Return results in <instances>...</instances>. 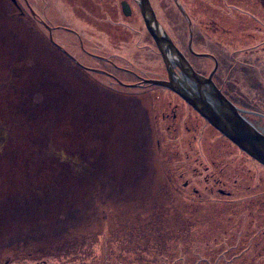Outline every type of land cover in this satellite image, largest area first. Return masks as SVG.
Listing matches in <instances>:
<instances>
[{"label":"rangeland","instance_id":"374dc122","mask_svg":"<svg viewBox=\"0 0 264 264\" xmlns=\"http://www.w3.org/2000/svg\"><path fill=\"white\" fill-rule=\"evenodd\" d=\"M153 1L161 20L173 16L167 0ZM190 2L200 22L231 34L218 38L222 50L212 44L235 62L220 76L264 128V0ZM20 4L22 19L0 0V264H84L82 248L94 252L89 264H264V166L190 105L177 106L171 90L113 83L102 72L135 82L105 59L150 79L166 71L136 8L124 15L120 0ZM43 17L77 34L62 28L72 35L61 39ZM185 226L190 237L179 248L172 239L159 250L156 237ZM64 227L57 238L97 239L37 257L16 247ZM150 254L152 262L141 259Z\"/></svg>","mask_w":264,"mask_h":264},{"label":"water","instance_id":"95a60500","mask_svg":"<svg viewBox=\"0 0 264 264\" xmlns=\"http://www.w3.org/2000/svg\"><path fill=\"white\" fill-rule=\"evenodd\" d=\"M14 2L16 0H13ZM139 6L149 34L153 37L167 72L166 79H144L143 82L160 86L179 95L199 113L211 126L254 160L264 166V128L250 116L244 115L217 86L213 75L217 63L209 76L197 72L185 55L177 48L158 20L150 0H135ZM179 10L192 22L179 0ZM208 56V54H198Z\"/></svg>","mask_w":264,"mask_h":264},{"label":"flooded vegetation","instance_id":"af4514ba","mask_svg":"<svg viewBox=\"0 0 264 264\" xmlns=\"http://www.w3.org/2000/svg\"><path fill=\"white\" fill-rule=\"evenodd\" d=\"M13 3H17L18 0H16L15 2L13 0H11ZM153 8L156 12L157 18L158 20L161 22V24L164 26L166 32L169 34V36L171 37V39L173 40L174 44L177 46V48L185 55V57L189 60V62L192 64V66L194 67V69L199 72L202 75L205 76H209V74L211 73V71L213 70V68L215 67L216 63H217V70L213 75V80L214 82L217 84V86L221 89V91L236 105L238 106L239 109H241L243 111L244 115H248L251 113V110L249 109V107L246 106H241V104L238 102V95L236 93V91L232 90V88L227 87V84L229 83L228 80L225 78H222L220 76V69L224 68V67H229L230 65H235V62L233 63L232 61H230L228 58L223 57L222 54L218 53L217 50H215L213 48V45L215 47H222V44L220 43L221 41H218V38H220L221 40H224L225 38H228V36H230V33L227 32H222V30L218 29V27H213L210 25V23L205 24L202 21L200 22L197 15H196V10H198L199 6H194V3L190 2V9H188L187 5L189 4V0L187 3H185L183 0H179L181 5L183 6V8L186 10L188 17L190 18L191 22H192V32L190 31V26H189V22L188 19L183 15V13H181V11L179 10L175 0H167L166 1V5H165V9L168 10V8L173 9L174 12L172 17L167 18L166 22L164 20H161L160 17L158 16L157 13V9L156 6L154 4L153 0H150ZM131 2V3H130ZM120 4H121V9L124 15H131L132 11L136 10L138 11L142 22H143V29H144V37L143 39H145V37L149 38L150 42L147 43L145 41V44H148L152 50H155L156 53V60L161 64L160 68L164 67L165 65L163 63L162 57L159 53V50L157 48V45L153 39V37L149 34L145 23H144V19L142 17V14L140 12L139 6L136 3L135 0H120ZM134 4V5H133ZM169 5V6H168ZM136 8V10H134ZM199 16L202 15L200 13H197ZM175 15V16H174ZM44 18V17H43ZM43 22L45 25V28H49L50 31H52L53 34H55V32L57 31H63L62 28L67 29L68 31H72L73 33L77 32L74 29L68 28V27H55L52 26L50 23H48L45 18L43 19ZM37 21L38 18H35ZM211 27H213L211 29ZM61 28V29H60ZM64 32V31H63ZM71 32V33H72ZM139 32H142V30H139ZM65 35H69L71 33L65 31L64 32ZM69 33V34H68ZM213 33V34H212ZM63 34V33H62ZM77 34V33H76ZM79 34V33H78ZM57 35V34H56ZM212 35H214L212 37ZM70 37V36H69ZM71 38V37H70ZM224 38V39H223ZM142 39V41H143ZM219 39V40H220ZM79 40L81 41L82 39L79 38ZM216 42V43H214ZM58 45L62 46V47H66V44H59L58 42H56ZM219 44V46L217 45ZM219 47V50L221 49ZM222 50V49H221ZM232 49H224V52H226L229 55H233L234 53H236V51L232 50ZM153 52V51H152ZM233 53V54H232ZM198 54H208L210 55V57L208 56H200ZM71 56V55H69ZM95 56H99L98 54ZM103 57V56H101ZM71 58L76 62V60L73 58V56H71ZM105 59V58H104ZM106 63H109L108 66L115 68L117 71L118 69L123 73V72H127L131 77H133L135 79V82L131 83H126L128 81L125 82L124 79H122L119 75H114L110 72H106L104 70H102V72L106 73L109 75V78H111L113 81V83H124V84H128V85H132V84H141L142 81L144 79H150V77H148L147 75H143L137 71L131 70V69H126V67H114L107 59L103 60ZM233 63V64H232ZM200 65H203L202 67H205V69L203 70H199L198 68L200 67ZM207 69V70H206ZM120 71H118V73H120ZM162 74V75H161ZM161 76V77H160ZM108 77V76H107ZM129 78V79H130ZM152 79H163V78H167V72L163 71L162 73L158 74L156 73V76L151 77ZM226 85V87H225ZM140 87H147L148 85H139ZM168 90V89H167ZM172 93V92H171ZM174 94V93H173ZM177 95V94H175ZM177 99H179V103L177 104V106H180V103L183 106H188L186 104V102L179 96L177 95ZM178 113H176L175 111H173L172 117L174 119L177 118ZM165 115H163L164 117ZM166 117V116H165ZM166 122V121H165ZM262 132H264L262 129H260Z\"/></svg>","mask_w":264,"mask_h":264},{"label":"trees","instance_id":"16d2710c","mask_svg":"<svg viewBox=\"0 0 264 264\" xmlns=\"http://www.w3.org/2000/svg\"><path fill=\"white\" fill-rule=\"evenodd\" d=\"M21 0H18L17 3H13L10 0L11 6H14L15 8V13H16V17L19 19L24 18V8L22 6V4H20ZM14 13V14H15ZM30 19L33 20L35 23H37L36 19H34L31 14H30ZM38 24V23H37ZM42 26V25H41ZM61 31H57L56 34L57 36H61ZM72 35V34H71ZM47 46L50 48H53L60 56H62V58H64V60H66L72 67H75L77 70H80L82 72H86V69H83L82 67H80L77 63H75V61L71 58V56H69L67 53H65L63 50H61L58 46H56L55 44H53L51 41L47 40ZM190 231V228H188V226L182 227L181 230L178 232V234L176 233L177 231L175 230V232L170 231L168 235L165 234H161L158 238H155V243L157 244V246H159V250L160 251H165V244L166 242H172V239H175L174 241V247L179 248L180 244L182 243V240H186L188 237ZM69 232V228L68 227H64L62 229H54V230H42L39 233L36 232V236L35 237H30V241L28 243L27 241H20L19 244L24 243L26 244V246L22 247L21 245L17 244L16 247L19 248L18 251H20L21 253H23V251L26 252H31L32 256H42V255H49V254H56L59 253L61 251H65L67 253L72 252L76 247L78 248V246L83 245V244H88V240L91 239H97L95 237H91L90 239H83L82 241L79 239H73L70 240L68 238L66 239H62L63 236L67 235V233ZM188 232V233H187ZM176 234V235H175ZM57 237H62L57 238ZM94 241V240H93ZM32 244V245H30ZM11 246H14V243L11 244ZM31 248V249H30ZM72 248H74L72 250ZM22 249V250H20ZM93 251V250H92ZM80 252H82V256L78 255V259H80L82 261V263L84 264H89V262L87 261L88 256L94 257L93 253L86 250H83V248L80 250ZM151 252V251H150ZM90 254V255H89ZM156 255V254H155ZM150 258L147 257V259L141 258L142 260H146V261H150L152 262L153 260V256L152 254L147 255ZM28 257V256H27Z\"/></svg>","mask_w":264,"mask_h":264},{"label":"bare ground","instance_id":"6f19581e","mask_svg":"<svg viewBox=\"0 0 264 264\" xmlns=\"http://www.w3.org/2000/svg\"><path fill=\"white\" fill-rule=\"evenodd\" d=\"M64 32H65V30H63ZM63 31H61L60 33H61V37H62V33H64ZM69 34V33H68ZM69 35H71V34H69ZM61 37H59V38H61ZM62 39V38H61ZM161 72H163V71H161Z\"/></svg>","mask_w":264,"mask_h":264}]
</instances>
